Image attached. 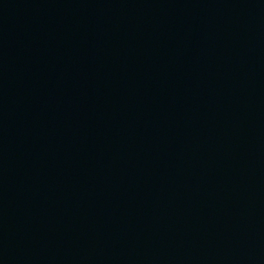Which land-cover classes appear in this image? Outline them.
Segmentation results:
<instances>
[{
  "label": "water",
  "instance_id": "95a60500",
  "mask_svg": "<svg viewBox=\"0 0 264 264\" xmlns=\"http://www.w3.org/2000/svg\"><path fill=\"white\" fill-rule=\"evenodd\" d=\"M0 264H264V0H0Z\"/></svg>",
  "mask_w": 264,
  "mask_h": 264
}]
</instances>
